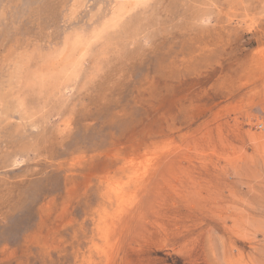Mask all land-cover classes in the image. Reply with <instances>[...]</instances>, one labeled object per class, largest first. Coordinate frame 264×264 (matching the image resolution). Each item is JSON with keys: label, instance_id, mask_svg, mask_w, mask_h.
I'll list each match as a JSON object with an SVG mask.
<instances>
[{"label": "rangeland", "instance_id": "1", "mask_svg": "<svg viewBox=\"0 0 264 264\" xmlns=\"http://www.w3.org/2000/svg\"><path fill=\"white\" fill-rule=\"evenodd\" d=\"M262 119L264 0H0V264H264Z\"/></svg>", "mask_w": 264, "mask_h": 264}, {"label": "built area", "instance_id": "2", "mask_svg": "<svg viewBox=\"0 0 264 264\" xmlns=\"http://www.w3.org/2000/svg\"><path fill=\"white\" fill-rule=\"evenodd\" d=\"M257 128L259 131L264 132V119H262L258 124H257Z\"/></svg>", "mask_w": 264, "mask_h": 264}, {"label": "bare ground", "instance_id": "3", "mask_svg": "<svg viewBox=\"0 0 264 264\" xmlns=\"http://www.w3.org/2000/svg\"><path fill=\"white\" fill-rule=\"evenodd\" d=\"M113 10V9H112ZM119 15V14H118ZM114 23V22H113ZM93 33V32H92ZM26 111V110H25Z\"/></svg>", "mask_w": 264, "mask_h": 264}]
</instances>
